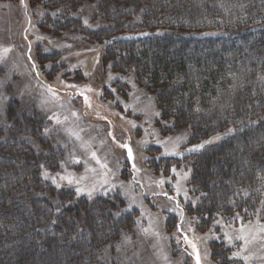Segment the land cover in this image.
<instances>
[{"label":"rangeland","instance_id":"rangeland-1","mask_svg":"<svg viewBox=\"0 0 264 264\" xmlns=\"http://www.w3.org/2000/svg\"><path fill=\"white\" fill-rule=\"evenodd\" d=\"M97 5L85 2L62 14V7H49L42 0H0V142H11L16 135L14 143L42 158V187L48 184L55 193L70 191L88 202L100 196L117 197L123 206L113 216L134 214L131 228L120 231L86 264H196L189 241L196 245L201 264H264V233L257 226V220L264 224V218L259 207L246 217L234 213L209 219L189 212L202 194L189 185L190 161L185 157L216 145L236 127L198 142H188L190 132L184 129L164 134L156 124L155 94L136 79L133 69L116 71L103 56L107 45L117 39L171 32L144 29L142 9L127 6L117 10L124 15L120 33L97 41L92 33L113 26ZM227 33L215 27L189 35ZM5 48L10 51L3 55ZM12 109L14 117L8 120ZM201 144L202 148H195ZM165 158L182 163L164 171L157 164ZM68 176L80 183L70 185L60 179ZM77 187L86 191L77 194ZM93 187L89 197L87 190ZM31 190L27 193L23 188L25 193L16 192L11 200L43 198ZM241 194L246 191L236 193ZM91 215L96 217L93 211ZM242 226L251 241L246 250L244 242L235 239ZM228 236L233 237L231 243ZM236 252L241 257L233 258Z\"/></svg>","mask_w":264,"mask_h":264},{"label":"trees","instance_id":"trees-1","mask_svg":"<svg viewBox=\"0 0 264 264\" xmlns=\"http://www.w3.org/2000/svg\"><path fill=\"white\" fill-rule=\"evenodd\" d=\"M42 1L62 7V14L96 1L113 22L92 33L100 42L120 33L124 15L117 10L127 6L142 9L144 29L171 32L117 39L107 45L103 59L116 71L133 69L155 94L156 124L164 134L184 129L190 132L188 142H198L236 127L216 145L185 157L190 161L189 185L202 194L189 208L191 214L246 217L259 207L264 218V0ZM215 27L228 33L189 35ZM14 113L8 111V120ZM17 139L0 142V264H86L120 231L131 228L134 214L113 216L123 206L117 197L88 202L70 191L42 187V158L14 143ZM180 162L165 158L157 165L165 171ZM23 188L43 198L11 200L16 192L25 193ZM243 191V197L236 195Z\"/></svg>","mask_w":264,"mask_h":264},{"label":"snow or ice","instance_id":"snow-or-ice-1","mask_svg":"<svg viewBox=\"0 0 264 264\" xmlns=\"http://www.w3.org/2000/svg\"><path fill=\"white\" fill-rule=\"evenodd\" d=\"M9 51H10V49H8V48L3 49V55H6ZM72 87H75V86L73 85ZM81 95H83V93H81ZM84 100H85L86 103H89V106H91L90 105V102H89V98L87 96H84ZM155 114L156 115H159V113H155ZM59 122L60 121L57 119V123H59ZM169 139H171V138H169ZM217 139H218V137H217ZM210 142L211 141H205V143H210ZM121 146L122 147H125V148L128 147L127 145H121ZM202 147H203V144L195 146V148H202ZM195 148L194 149H189V151L195 150ZM128 156H129L130 159L132 158V152H131V149L130 148L128 149ZM92 157H93V159H96L97 160V163H100L99 159L96 158L95 153H92ZM101 167H106V165H103L102 164ZM133 167L135 168V165H133ZM173 171L175 172V169H173ZM44 175H45L46 178L48 177V173L47 172H45ZM52 179H53V182L56 183V178L55 177H52ZM60 179L61 180H67V183L70 184V185L73 184L74 182L77 185L80 183L79 180L74 181L71 176H68V177H60ZM162 182L163 181H161V183ZM57 186L59 187L58 184H57ZM94 190H95L94 187L91 190H87L89 197L92 196V193H93ZM84 191H86V189L83 188V187H77L76 188L77 194L82 193ZM177 191L179 192V189H177ZM169 198L171 199V197H169ZM177 206H179V205H177ZM237 216H239V214H237ZM257 226L259 228V231L261 233H264V224H260L259 220H257ZM225 235L227 236V233ZM185 239H187V238H185ZM232 239H233V237L228 236V240H229L230 243H231ZM235 239L242 240L244 242L245 250L247 249V245L251 241L249 240V237L246 235V227L245 226H242L241 227V229L239 230V234L235 237ZM189 243L191 244V247L193 249V253L195 255L196 264H201L200 253L197 250L196 245L193 244V243H191L190 241H189ZM239 257H241V253L240 252H236V253L233 254V258H239ZM243 259L244 260H248L249 257L248 256H244Z\"/></svg>","mask_w":264,"mask_h":264}]
</instances>
